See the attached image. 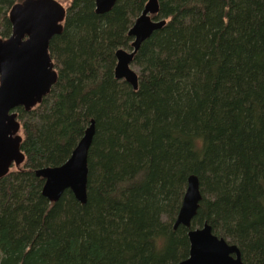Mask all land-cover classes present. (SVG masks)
<instances>
[{
  "label": "trees",
  "instance_id": "trees-1",
  "mask_svg": "<svg viewBox=\"0 0 264 264\" xmlns=\"http://www.w3.org/2000/svg\"><path fill=\"white\" fill-rule=\"evenodd\" d=\"M67 4L50 43L57 83L17 108L25 159L0 178V264H176L189 230L174 229L188 178L203 200L192 229L264 264V0H159L166 26L133 62L139 89L115 78L116 52L148 0ZM0 0V38L12 34ZM95 121L88 200L51 203L36 171L59 167Z\"/></svg>",
  "mask_w": 264,
  "mask_h": 264
},
{
  "label": "water",
  "instance_id": "water-1",
  "mask_svg": "<svg viewBox=\"0 0 264 264\" xmlns=\"http://www.w3.org/2000/svg\"><path fill=\"white\" fill-rule=\"evenodd\" d=\"M119 0H96V13L111 12ZM67 10L57 0H24L9 12L12 34L0 38V178L25 156L21 152V125L17 108L27 112L42 103L57 83L58 72L50 55L51 40L61 35ZM159 0H148L142 14L135 20L128 36L133 39L130 49L116 52L115 78L139 89V74L133 68L136 54L154 32L163 29L166 20H157ZM95 121L86 130L71 157L59 167L36 171L45 180L42 194L51 203L58 202L70 190L81 204L88 200V156L95 136ZM203 200L200 180L188 178L182 206L174 229L189 230V257L176 264H246L237 245L230 244L213 233L210 225L192 229Z\"/></svg>",
  "mask_w": 264,
  "mask_h": 264
},
{
  "label": "rangeland",
  "instance_id": "rangeland-1",
  "mask_svg": "<svg viewBox=\"0 0 264 264\" xmlns=\"http://www.w3.org/2000/svg\"><path fill=\"white\" fill-rule=\"evenodd\" d=\"M24 1V0H23ZM63 5L65 6V7H67V4L66 3H63ZM135 71H138V69H134Z\"/></svg>",
  "mask_w": 264,
  "mask_h": 264
},
{
  "label": "bare ground",
  "instance_id": "bare-ground-1",
  "mask_svg": "<svg viewBox=\"0 0 264 264\" xmlns=\"http://www.w3.org/2000/svg\"><path fill=\"white\" fill-rule=\"evenodd\" d=\"M114 74H115V72H114Z\"/></svg>",
  "mask_w": 264,
  "mask_h": 264
},
{
  "label": "flooded vegetation",
  "instance_id": "flooded-vegetation-1",
  "mask_svg": "<svg viewBox=\"0 0 264 264\" xmlns=\"http://www.w3.org/2000/svg\"><path fill=\"white\" fill-rule=\"evenodd\" d=\"M133 40V39H132Z\"/></svg>",
  "mask_w": 264,
  "mask_h": 264
}]
</instances>
